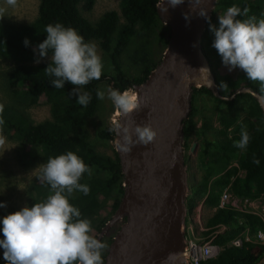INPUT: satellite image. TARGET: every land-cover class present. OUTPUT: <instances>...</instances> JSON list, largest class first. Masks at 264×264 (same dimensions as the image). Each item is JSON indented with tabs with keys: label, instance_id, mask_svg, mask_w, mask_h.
Segmentation results:
<instances>
[{
	"label": "trees",
	"instance_id": "trees-1",
	"mask_svg": "<svg viewBox=\"0 0 264 264\" xmlns=\"http://www.w3.org/2000/svg\"><path fill=\"white\" fill-rule=\"evenodd\" d=\"M95 1L39 0L38 14L31 22L0 21V58L15 63L8 72V89L15 99L24 104L25 109L43 102L50 105V117L35 122L25 109L0 104V133L16 140L19 143V152H25L28 148L26 155L29 157H33L31 150L36 149L40 160L46 162L49 157L72 151L89 166L90 172L83 174L78 181L88 186L87 195L74 190L69 202L79 209L82 219L90 221L91 235L97 238L110 218L109 214L102 212L107 202L112 200V213L118 207L124 192V175L116 150L112 156L103 155L90 139L88 120L96 114L100 106L96 91L100 90L99 84L103 82L108 84L109 89L119 91L143 83L160 60L152 59L148 51L140 56H133V66H138L139 69L141 67L134 75L121 64V57L135 36L148 34L158 26L164 28L160 33V41L164 46L167 45L169 29L160 21L156 11L160 0H121V14L114 9L108 10L95 22H91L82 11H91ZM233 5L242 11L248 9L246 15L238 16L237 19H264V0H217L216 9L223 14ZM54 23L75 29L86 42L97 40L99 48L111 64L112 75L102 70L98 80H92L82 86L81 91L87 92L91 97L86 107L75 103L76 97L71 95L74 86L70 83L66 82L61 89L51 86L50 77L43 71L50 61L35 62L38 54L34 49L46 38L44 28ZM218 26V17L211 16L202 36L201 49L215 73L220 93L231 96L238 88L244 86L264 96L260 83L249 80L242 70L237 68L221 72V68L227 67L222 64L220 56L212 47L214 34L211 29ZM25 38L29 41L28 46L23 43ZM220 74H223L224 89L219 84ZM198 94L208 95L215 102L226 105L225 111L218 114V126L214 125L212 119H202L200 127H195L191 117L197 111L195 100ZM191 104V111L184 120L183 148H189L193 134L200 140L196 156L199 177L188 185L187 212L191 215L201 203L213 210L205 221L206 230L203 232L205 236L213 234V243L221 247L215 258L202 264H256L264 252V245L258 243L255 238L256 232L262 227L261 218L252 212L220 208L218 203L225 188L239 198L255 200L264 196L262 108L250 93H240L233 99L224 100L215 96L206 86L193 88ZM241 125L245 126L249 135V142L244 149L233 146V141L240 138ZM114 127V124L103 126L97 130L96 137L105 142L115 140V132L109 131ZM20 158L25 165L29 164L25 163L22 153ZM254 159L259 160V164L253 163ZM30 191V207L34 203L46 201L47 197L53 194L49 185L38 179L32 183ZM18 210L20 209L10 208L5 215ZM221 228L220 232L214 233ZM246 234L251 237L250 240L244 239ZM237 237L243 239L240 247L232 244V240ZM112 239L113 236L107 240L100 239L107 245L101 252L103 263ZM0 264H6L2 256Z\"/></svg>",
	"mask_w": 264,
	"mask_h": 264
},
{
	"label": "water",
	"instance_id": "water-1",
	"mask_svg": "<svg viewBox=\"0 0 264 264\" xmlns=\"http://www.w3.org/2000/svg\"><path fill=\"white\" fill-rule=\"evenodd\" d=\"M216 2L201 0L193 5L192 0H184L176 7L168 6L167 0L158 2L167 8L164 12L156 8L160 21L169 29L166 48L147 79L133 85L139 108L127 115L119 110L115 124L130 128L148 124L156 131V137L152 143L136 144L125 153L120 151L122 136L115 132L124 192L100 233L117 220H125L114 235L103 264H189L184 250L188 187L183 127L191 110L194 87L206 86L224 100L250 93L264 113V96L250 87H240L231 96L220 93L215 73L201 49ZM200 8L205 9L206 16L198 14ZM194 147L195 144L191 150Z\"/></svg>",
	"mask_w": 264,
	"mask_h": 264
},
{
	"label": "clouds",
	"instance_id": "clouds-1",
	"mask_svg": "<svg viewBox=\"0 0 264 264\" xmlns=\"http://www.w3.org/2000/svg\"><path fill=\"white\" fill-rule=\"evenodd\" d=\"M183 2L167 0V5L176 7ZM200 2L192 0L193 5ZM6 3L14 6L15 0H6ZM156 8L161 12L167 10L159 3ZM247 12V8L242 11L233 5L220 14L219 26L211 29L214 34L212 47L229 71L242 70L249 80L258 81L261 91H264V19H237ZM198 14L206 16L205 9L200 8ZM185 19H188L187 14ZM44 33L46 38L34 49L38 54L35 62L39 63V58L47 56L50 62L43 71L50 77L51 86L61 89L66 82L70 83L74 86L71 95H75V103L86 107L91 97L81 88L92 80H98L104 67L97 46L86 42L75 29L61 23L46 25ZM23 43L28 46V39L25 38ZM104 96V92L96 91L98 100ZM108 98L125 115L139 108L136 94L127 90L109 89ZM109 131L122 136L120 151L125 153L136 144L152 143L156 137V131L148 124H136L132 128L118 124ZM248 142L249 135L241 125L240 138L233 141V146L244 149ZM253 163L259 164V160L254 159ZM37 168L39 175L36 179L49 185L53 194L44 202L0 217L3 260L6 264H103L101 252L107 245L91 235L90 221L82 219L79 209L69 202L74 190L87 195L88 186L78 181L83 174L90 172L89 166L77 154L68 151L49 157ZM5 206L0 202V208Z\"/></svg>",
	"mask_w": 264,
	"mask_h": 264
},
{
	"label": "rangeland",
	"instance_id": "rangeland-1",
	"mask_svg": "<svg viewBox=\"0 0 264 264\" xmlns=\"http://www.w3.org/2000/svg\"><path fill=\"white\" fill-rule=\"evenodd\" d=\"M120 2L121 0H96L92 10H83L82 14L91 22H95L105 11L108 10L114 9L119 11L121 14ZM38 5L39 0H15L14 6L8 5L6 0H0V21H10L14 23L31 22L38 14ZM220 14L221 11L217 10L215 5L212 13L213 18L218 17ZM121 21H123V18ZM163 30L164 28L162 26H158L148 32V34L135 36L127 45L120 61L130 74L135 75L138 70L141 69V67L139 69L138 66H133V56L137 54L140 56L143 52L148 51L152 59L155 61L161 60L166 48V45L164 46L160 41V33ZM90 42L97 46V52L104 65L102 70L105 71L106 74L112 75L113 70L111 64L109 63L107 56L103 54L99 48L97 40L92 39ZM39 59L40 62L49 61L47 56ZM14 65V62L0 58V104L14 105L20 109H25L24 104H21L17 99H15L12 92L8 89L7 76L8 72ZM227 70V68H221V72ZM222 76L223 74H220L218 79L220 87L224 89V87L221 86L224 85ZM99 89L105 93V96L104 99L100 100V106L96 114L89 118L87 130L95 148L103 155L112 156L114 154V150H116V139L109 142L102 141L96 137V132L98 129L107 124L115 125L118 121L120 111L108 98V84L106 82L100 83ZM127 91L130 94H135L133 87L129 88ZM195 105L197 107V111L191 118L195 123L196 128L200 127L202 119H212L214 125L218 126V114L226 109L225 104L217 103L213 100V98L204 94L197 95ZM25 110L35 122H40L50 117V105L46 102L27 107ZM199 141L200 140L193 134L189 141V148L187 150H183L187 171V187L192 180L199 177V172L196 167V156L199 148ZM193 144H195V147L194 150H191ZM27 149L28 148H26L25 152L20 150L25 158V163H29L25 165L20 158L21 153L19 152V143L15 139L9 138L6 134L0 133V202L5 203L6 205L4 208H0V217L4 216L10 208L22 209L26 206L30 207V188L32 183L37 180L36 177L39 175V169L37 167L45 162L40 160L38 157L39 152L36 149L31 150L33 157L27 156ZM107 203L108 204L103 208L102 212L109 214L110 220L114 213L111 212L110 207L112 200H109ZM198 208H200L199 222L201 225L197 222ZM212 212L213 210L211 208L204 206L201 203L195 207V210L192 213V219L189 213H187L185 219L191 226H193L196 236L206 237L203 232L205 229L202 230L201 228H205V221L212 214ZM124 220L125 218L117 220L109 228H107L105 232L99 233V235H101V239L104 238L107 240L111 236L114 237ZM0 256H2V249H0ZM256 264H264V252Z\"/></svg>",
	"mask_w": 264,
	"mask_h": 264
},
{
	"label": "built area",
	"instance_id": "built-area-1",
	"mask_svg": "<svg viewBox=\"0 0 264 264\" xmlns=\"http://www.w3.org/2000/svg\"><path fill=\"white\" fill-rule=\"evenodd\" d=\"M255 200L249 198H239L234 195L228 188H225L220 195L218 206L220 208H230L233 210L252 212L257 214L262 220V227L256 232L255 238L258 243L264 245V200L259 206L255 204ZM199 212L200 208L197 209V222L200 224ZM187 213L188 212H186V215ZM190 217L192 219V214L190 215ZM185 224L186 239L184 250L189 264H202L203 262L215 258L219 254L221 247L213 243L214 235L211 234L206 237L196 236L193 226H191L188 221H186ZM201 229L206 230V228ZM221 230L222 228L216 230L214 233H218ZM250 238L251 237L249 235H244L245 240H250ZM242 243L243 239L240 237L232 240L233 246L236 247H240Z\"/></svg>",
	"mask_w": 264,
	"mask_h": 264
},
{
	"label": "crops",
	"instance_id": "crops-1",
	"mask_svg": "<svg viewBox=\"0 0 264 264\" xmlns=\"http://www.w3.org/2000/svg\"><path fill=\"white\" fill-rule=\"evenodd\" d=\"M263 200H264V196L261 197V198H259V199H256V200H255V204H256L257 206H259V205L262 203Z\"/></svg>",
	"mask_w": 264,
	"mask_h": 264
},
{
	"label": "bare ground",
	"instance_id": "bare-ground-1",
	"mask_svg": "<svg viewBox=\"0 0 264 264\" xmlns=\"http://www.w3.org/2000/svg\"><path fill=\"white\" fill-rule=\"evenodd\" d=\"M164 24V23H163ZM135 93V92H134ZM136 94V93H135ZM136 96H137V94H136ZM138 99V98H137Z\"/></svg>",
	"mask_w": 264,
	"mask_h": 264
}]
</instances>
